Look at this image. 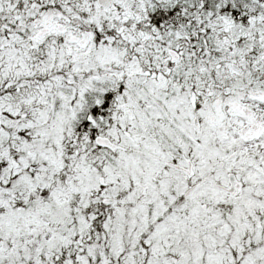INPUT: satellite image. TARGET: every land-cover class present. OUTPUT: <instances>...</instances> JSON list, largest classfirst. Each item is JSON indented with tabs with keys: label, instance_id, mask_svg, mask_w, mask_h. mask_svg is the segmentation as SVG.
I'll return each instance as SVG.
<instances>
[{
	"label": "snow or ice",
	"instance_id": "snow-or-ice-1",
	"mask_svg": "<svg viewBox=\"0 0 264 264\" xmlns=\"http://www.w3.org/2000/svg\"><path fill=\"white\" fill-rule=\"evenodd\" d=\"M0 264H264V0H0Z\"/></svg>",
	"mask_w": 264,
	"mask_h": 264
}]
</instances>
